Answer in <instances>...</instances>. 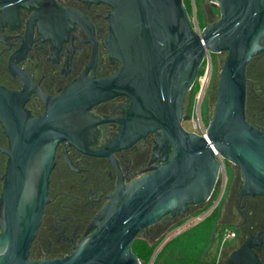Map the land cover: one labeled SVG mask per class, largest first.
<instances>
[{
  "label": "water",
  "instance_id": "obj_1",
  "mask_svg": "<svg viewBox=\"0 0 264 264\" xmlns=\"http://www.w3.org/2000/svg\"><path fill=\"white\" fill-rule=\"evenodd\" d=\"M34 0H0V10L17 11ZM113 7L105 39L121 68L108 77L82 76L47 111L33 116L19 101L22 93L0 86V119L10 137L4 192L0 199V264H144L133 251L141 232L170 214L187 213L208 202L219 181L221 160L242 176L239 196H264V132L245 113L247 65L264 50V0H210L220 18L201 29L183 0H85ZM226 52L213 117L204 133L183 121L187 94L206 57ZM128 96L129 113L107 151L131 146L161 130L171 153L148 174L124 183L95 219L94 232L75 251L59 258H30L45 205L49 177L60 141L74 140L77 116L100 102ZM229 256L230 264H261L254 238ZM152 258V262L157 254ZM151 262V264H152Z\"/></svg>",
  "mask_w": 264,
  "mask_h": 264
},
{
  "label": "flooded vegetation",
  "instance_id": "obj_2",
  "mask_svg": "<svg viewBox=\"0 0 264 264\" xmlns=\"http://www.w3.org/2000/svg\"><path fill=\"white\" fill-rule=\"evenodd\" d=\"M183 1L188 11L192 7L191 17L200 27L201 6L198 5L197 13L193 10L194 1L198 0ZM112 16V6L85 0H34L16 12L0 10V86L22 93L19 101L36 117L47 111L49 99L80 77L102 78L116 73L122 64L111 56L105 43ZM261 45L264 46V36ZM246 79V119L264 132V50L247 65ZM130 109L128 96L95 104L77 116L74 140L59 142L49 177V201L30 256L43 259L72 254L94 232L93 223L116 190L120 177L129 183L152 172L171 153L172 147L160 140L162 131L158 130L131 146L113 151L111 156L99 155L118 136L119 120ZM9 141L0 119V199L9 160L4 150ZM237 169L239 180L234 178L229 187L227 210L233 216L231 212L236 208L242 216V234L236 233L234 239L238 237L243 243L264 229V196L240 197L242 176ZM204 206L205 203L191 206L187 213L170 214L158 223L169 225L179 220V224L182 217ZM141 233L151 235L148 229ZM261 238L254 241L262 260L264 233ZM227 263L230 264L228 259Z\"/></svg>",
  "mask_w": 264,
  "mask_h": 264
},
{
  "label": "rangeland",
  "instance_id": "obj_3",
  "mask_svg": "<svg viewBox=\"0 0 264 264\" xmlns=\"http://www.w3.org/2000/svg\"><path fill=\"white\" fill-rule=\"evenodd\" d=\"M198 5L201 6L200 11H203V22L198 21L201 29L220 18L219 7L212 4L210 0L194 1V14L199 11L197 10ZM188 8L190 15L193 16L192 7L189 6ZM225 56L226 52L212 53L207 56L199 70L193 88L187 94L185 115H189L190 118L183 121V126L189 131L204 133L213 117L217 86ZM226 168L227 188H225L220 203L203 222L192 225L179 234L176 233L163 246L161 240L168 235L179 220L173 221L169 225L156 223V225L148 228L151 233L149 237H146L145 233H141L137 237L135 242L149 240L150 244L154 246V252L150 260L141 259L144 264H151L156 250L158 252L152 264H228L227 259L231 252L241 245L242 240L237 237V239L225 242L223 232L228 228L242 234L240 230L242 216L236 208L231 212L233 216L228 213L230 211L227 210L229 200L227 193L234 178L236 181L239 180V173L237 167L227 160ZM181 219H184V217ZM30 258L36 259L34 256H30ZM263 259L264 253L262 254Z\"/></svg>",
  "mask_w": 264,
  "mask_h": 264
},
{
  "label": "built area",
  "instance_id": "obj_4",
  "mask_svg": "<svg viewBox=\"0 0 264 264\" xmlns=\"http://www.w3.org/2000/svg\"><path fill=\"white\" fill-rule=\"evenodd\" d=\"M215 154L221 160V167L219 172V181L213 192V195L205 203V206L195 211L194 213L187 215L184 219L181 220L179 224H176L174 228L164 236L161 240V245L163 246L173 235L176 233H181L184 229H188L192 225H195L199 222H203L209 215L214 211L217 205L220 203L223 194L225 192L226 182H227V169H226V160L220 156V154L215 151ZM219 196V197H218ZM236 238V232L234 230L226 228L223 232V240L226 242Z\"/></svg>",
  "mask_w": 264,
  "mask_h": 264
},
{
  "label": "trees",
  "instance_id": "obj_5",
  "mask_svg": "<svg viewBox=\"0 0 264 264\" xmlns=\"http://www.w3.org/2000/svg\"><path fill=\"white\" fill-rule=\"evenodd\" d=\"M133 251L139 256L140 259L149 261L154 252V246L150 244L149 240H141V242L137 241L135 244H133ZM261 264H264V259L261 260Z\"/></svg>",
  "mask_w": 264,
  "mask_h": 264
}]
</instances>
